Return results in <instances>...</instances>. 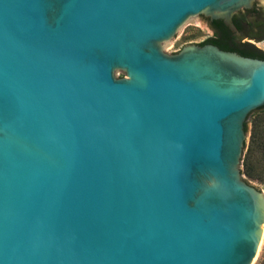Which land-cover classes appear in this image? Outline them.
<instances>
[{
    "label": "water",
    "instance_id": "1",
    "mask_svg": "<svg viewBox=\"0 0 264 264\" xmlns=\"http://www.w3.org/2000/svg\"><path fill=\"white\" fill-rule=\"evenodd\" d=\"M254 3L0 0V264L252 263L264 58L162 44Z\"/></svg>",
    "mask_w": 264,
    "mask_h": 264
},
{
    "label": "rangeland",
    "instance_id": "2",
    "mask_svg": "<svg viewBox=\"0 0 264 264\" xmlns=\"http://www.w3.org/2000/svg\"><path fill=\"white\" fill-rule=\"evenodd\" d=\"M255 2L264 8V0H255ZM214 36L216 34L213 33L208 18L202 14H196L188 17L177 28L175 34L163 42L162 49L169 53H176L178 49L189 42H201L205 38L209 39ZM261 41V43H258V41L251 39L252 44L261 52H264V38ZM246 122L247 130L245 131L244 147L239 163L240 173L250 185L264 192V173L260 169L263 157L256 148H252V151H249L253 132H256L255 136L260 140L264 136V106L251 111L246 118ZM245 162L248 165V169H246ZM251 264H264V230L259 248Z\"/></svg>",
    "mask_w": 264,
    "mask_h": 264
},
{
    "label": "flooded vegetation",
    "instance_id": "3",
    "mask_svg": "<svg viewBox=\"0 0 264 264\" xmlns=\"http://www.w3.org/2000/svg\"><path fill=\"white\" fill-rule=\"evenodd\" d=\"M208 21L213 33L223 40V44L220 45L215 41L207 43L243 56L258 58L254 49L256 47L251 39L259 42L264 37V8L262 5L255 2L251 8L235 12L233 16L235 30L226 26L221 19H208Z\"/></svg>",
    "mask_w": 264,
    "mask_h": 264
},
{
    "label": "trees",
    "instance_id": "4",
    "mask_svg": "<svg viewBox=\"0 0 264 264\" xmlns=\"http://www.w3.org/2000/svg\"><path fill=\"white\" fill-rule=\"evenodd\" d=\"M209 41H215L217 43H219L220 45H222L223 43V40L221 38H218L217 36H214L212 38H209L203 42H201L200 44H205ZM223 47V46H222ZM255 51L257 52L256 56H258V58H264V52H261L258 48H254ZM264 105L258 107L257 109L259 108H262ZM256 127V125H254ZM244 129L245 131L247 130V122L245 121L244 123ZM256 132L252 134L251 136V144L249 145V151H252V148H256L258 149V151H260L262 157H263V160L261 162V166H260V169L261 171L264 173V136H262L261 140L259 138H256L255 136ZM257 139V140H256ZM260 140V141H259ZM259 141V143H258ZM245 166H246V169H248V165L246 164L245 162Z\"/></svg>",
    "mask_w": 264,
    "mask_h": 264
},
{
    "label": "bare ground",
    "instance_id": "5",
    "mask_svg": "<svg viewBox=\"0 0 264 264\" xmlns=\"http://www.w3.org/2000/svg\"><path fill=\"white\" fill-rule=\"evenodd\" d=\"M263 230H264V226H263ZM263 230H262V233H263Z\"/></svg>",
    "mask_w": 264,
    "mask_h": 264
},
{
    "label": "crops",
    "instance_id": "6",
    "mask_svg": "<svg viewBox=\"0 0 264 264\" xmlns=\"http://www.w3.org/2000/svg\"><path fill=\"white\" fill-rule=\"evenodd\" d=\"M262 41H259L258 43H261Z\"/></svg>",
    "mask_w": 264,
    "mask_h": 264
}]
</instances>
